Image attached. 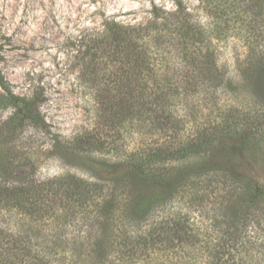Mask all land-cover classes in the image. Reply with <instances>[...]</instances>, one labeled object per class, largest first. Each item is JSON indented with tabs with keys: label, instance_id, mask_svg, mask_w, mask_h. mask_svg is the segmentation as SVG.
<instances>
[{
	"label": "trees",
	"instance_id": "1",
	"mask_svg": "<svg viewBox=\"0 0 264 264\" xmlns=\"http://www.w3.org/2000/svg\"><path fill=\"white\" fill-rule=\"evenodd\" d=\"M172 1L175 13L153 4L152 22L108 24V37L88 47L90 66L112 70L94 87L100 120L82 138L94 152L114 154L119 180L109 177L110 188L74 175L38 182L32 158L12 154L0 165V218L20 214L32 231L60 220L67 209H94L102 235L89 243L88 264H264V187L235 165L264 144V108L256 114L230 103L218 107L213 121L204 118L226 80L207 31L181 0ZM246 59L241 78L264 98V47L251 49ZM6 109L13 142L25 123L47 125L35 101L16 95L0 70V112ZM124 182L131 190L118 207L122 197L114 187ZM224 195L231 203L216 210ZM177 199L176 208L166 210ZM200 218L208 226L200 229ZM12 237L0 227V264H35L20 258L21 242ZM46 237L35 235L37 246L49 248ZM52 245L39 251L57 256ZM79 258L55 261L77 264Z\"/></svg>",
	"mask_w": 264,
	"mask_h": 264
},
{
	"label": "rangeland",
	"instance_id": "2",
	"mask_svg": "<svg viewBox=\"0 0 264 264\" xmlns=\"http://www.w3.org/2000/svg\"><path fill=\"white\" fill-rule=\"evenodd\" d=\"M181 1L184 12L211 37L217 64L226 80L217 94L216 106L209 103L203 110L204 118L213 121L218 107L230 103L252 108L259 114L264 98L241 76L247 68L248 51L264 47V0H257L258 6L255 0ZM153 4L166 13L176 12L172 0H0V70L16 95L35 101L47 123L43 129L25 123L23 129L18 128L17 140L13 142L8 122L11 110L0 112V165L18 153L32 158L38 182L74 175L110 188L109 177L119 180L116 177L121 169L115 165L114 154L94 152L82 138L100 120L96 115L94 87L108 74V69L112 70L97 64L90 66L88 47L93 40L108 37V24L139 27L152 22ZM102 61L105 64L106 60ZM107 130L105 126L102 131ZM146 140L147 137L139 142ZM260 147L235 165H239L238 174L264 187V144ZM124 183L114 187L122 197L118 207L123 206V197L131 190L130 184ZM225 197L217 200L219 203L215 200L216 210L222 211L231 203ZM178 202L179 199L169 201L166 210L176 208ZM211 207L209 215L214 213ZM71 212L72 209L63 211L60 220H50L44 226L33 225L32 231V224L24 216L3 213L0 227L20 240L17 254L23 260L57 264L55 259L63 255L68 261L76 255L80 257L77 264H88L89 243L102 235L93 220L96 211ZM197 221L200 229L208 226L206 219ZM39 227L42 229L38 230ZM38 233L47 236L49 248L37 246L35 241L41 243L35 238ZM52 243L57 245V256L51 253L48 257L39 251L50 249Z\"/></svg>",
	"mask_w": 264,
	"mask_h": 264
}]
</instances>
